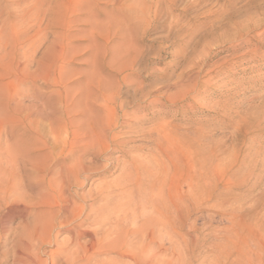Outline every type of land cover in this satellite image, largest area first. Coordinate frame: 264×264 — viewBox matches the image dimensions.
I'll return each instance as SVG.
<instances>
[{
  "label": "rangeland",
  "instance_id": "374dc122",
  "mask_svg": "<svg viewBox=\"0 0 264 264\" xmlns=\"http://www.w3.org/2000/svg\"><path fill=\"white\" fill-rule=\"evenodd\" d=\"M254 1L258 9L250 8ZM36 2L0 0V44H8L5 51L0 47L2 84L11 80L12 18L16 15L19 20L23 15L29 22L24 39H37L36 28H32ZM69 16L65 15V20L72 21L67 27L41 32L47 39L36 54L39 59L50 45L64 48L62 64L57 61L55 75H51L55 81L29 80L26 86H17V92L4 88L0 94V264H36L35 260L52 264L51 256L57 248H69L71 227L80 225L86 232L81 242L98 237L100 230L114 225L110 221L115 216H107L111 220L107 219L104 226H100L99 218L120 204L125 205L119 212V216L125 213L120 223L121 231L125 230L122 233L129 225L130 231L138 228V222L148 215V188L131 185L128 193L117 199L118 188L113 182L123 168L129 167L131 159L140 157L136 159L146 162L145 157L158 152L169 153V179L164 191L169 183V190L175 189L177 196L187 201L186 206L193 208L187 197L191 187L187 178L195 172L201 176L205 173L211 190L226 191L225 199L235 207L234 215L243 217L246 225L255 226L264 235V0H89L82 11L74 13L75 17ZM36 68L32 64L29 70L36 73ZM112 97L123 105L121 109L114 105L118 125L112 126L113 133L126 142L123 151L102 159L88 157L93 167L89 179H79L81 186L72 187L67 194L77 209L83 208V217L53 229L51 243L30 242V229L47 218V207L39 204L43 173L27 155L14 154L12 147L22 143L29 153L40 157L46 152L44 142H52L49 127L64 124L59 116L63 109L75 128L82 129L99 110L107 114L104 100ZM24 131L27 136L22 135ZM79 143L76 150L83 144ZM24 152L19 149L17 153ZM53 153L35 163L48 168L47 178L52 173L56 176L61 165L68 162L66 151ZM121 197L126 203L118 204ZM204 201L190 211L183 229L169 234V255L176 246L185 264H233L216 253L224 248L225 238L222 231L214 230L227 231L231 224L217 214L219 200ZM172 212L169 207V215ZM191 222L195 225L190 229ZM53 259L54 264H130L128 258L115 252L96 255L90 261L72 257L73 263L65 262L60 254Z\"/></svg>",
  "mask_w": 264,
  "mask_h": 264
},
{
  "label": "bare ground",
  "instance_id": "6f19581e",
  "mask_svg": "<svg viewBox=\"0 0 264 264\" xmlns=\"http://www.w3.org/2000/svg\"><path fill=\"white\" fill-rule=\"evenodd\" d=\"M36 1L37 2L34 5V13H35L34 15L36 16V20L34 21V23H32V26H33L32 28H36V30H34V31H35V36L38 35L37 39H34V38L31 39L30 37H29L30 38L29 40L24 39V38H26L27 33L29 31V29L27 27V24L29 22L25 21V18H23V15H22L21 19H19V20H17L16 15H14V17L12 18V22H11L12 25L10 28V31L12 32V37H11V42L9 44L10 56H11L9 75L11 77V80H10V82H7V84L6 83L2 84L1 83L2 82V78H1L2 76H0V94H1L2 90H4V88H7L9 91H16L17 92V89H18L17 86L18 87H19V85H22V86L25 85L26 86L27 81H29V80H31V81H51V79H52L55 81V78H53L51 75H55L54 72L56 70L57 61L59 62L60 60L64 59V48L62 46H59L58 48H57V46L51 47L52 45H50V46L46 47L45 51L42 52V54L40 53L41 56L38 59V57L36 56L37 50L39 49L41 43L47 39V38L45 39V37L43 36V34H41V32H43V30L51 29L55 26L58 27L60 25H62L63 27H67V25L70 24L72 21L65 20V15L69 14L70 15L69 18H70L72 15L74 16V13L76 14V13L82 11L83 8L86 7V5L89 3V0H54L53 2H50L49 0H47V1L46 0H36ZM251 4L252 5L250 8L258 9L257 7L259 6V4L257 1H254ZM261 6H262V4H261ZM249 10L250 9H248L247 12H249ZM84 12H86V11H84ZM81 14H82V12H81ZM245 14L246 15H244V16L248 15V13H245ZM237 16H238V14H237ZM75 19L76 18H73L70 20H75ZM74 22L75 21H73V23ZM17 23H19V26ZM20 26H22V28H23L22 30L17 29L18 27L20 28ZM55 41H56V39H55ZM57 43L59 45V42H57ZM7 46H8L7 42L4 45L0 44V47L1 48L3 47L4 51H5ZM19 50L23 51V53L21 52V54L20 53L18 54ZM60 63H61V61H60ZM32 64H35L37 67L36 73H31L29 70V67ZM58 67L59 66H57V69H58ZM7 73H8V71H7ZM58 82H59V80H58ZM57 84H58L57 86H59V83H57ZM52 86L55 87L54 84ZM58 88H59V90L61 89V87H58ZM105 95H107V94H105ZM22 97H23V95H22ZM98 97H101V96H98ZM18 98H19V96H18ZM92 100L94 101V99H92ZM100 100L98 99V101H100ZM73 101H74V99H73ZM93 101H91V102H93ZM104 101H105L104 110L107 112V114L102 115V113H103L102 110L101 111L99 110L100 113H96L93 117L90 116V118H89L90 120H88V126H85L82 129L75 128L73 122L69 121L70 119L66 118V116L68 114L67 110L63 109L61 111V114L59 113V116L61 115L64 118V124L62 126H59V128H57V127L54 128L53 126L49 127L48 130H49V134L51 135L50 137H52V140H51L52 142L49 144L47 140H46L47 142L43 141L44 144L42 147H44L46 152L40 157L38 155H32L33 153L32 154L29 153L28 151H30V150L27 151L26 145H24L22 143L16 144L17 143L16 142L15 146L12 147L13 150L15 149V152L14 151H11V152H14V154L20 155L22 157L27 155L28 160H30L32 162V165L37 167L36 170L38 172L43 173V176L41 179L42 181L40 184V191L42 194V198H41L39 204L47 207V213H46L47 216L45 215L47 218L45 221L37 222L33 226V228L30 229L29 234H28V240L30 242L33 243V241H37L40 243V245H42L44 243L45 244L51 243V231L53 229H55L56 227L62 228L65 226H69L68 225L69 223L72 224V222H74L76 219L83 217L82 216L83 208L81 207V208L77 209L75 207V204L71 201V199L67 196V194L69 191H71L72 187L78 188L81 186L82 183H79V179H83V181H87L89 179L88 173L90 170H92L93 167L91 166V164H89L90 162L88 160V157H90V160H92L93 158L94 159H102V157H104L107 154H110L113 152H122L123 151L126 142L124 139H120V137L118 135L113 133V129H112V126L118 125V122L116 120L117 118L115 117L116 110H115L114 105L117 104L120 109L123 107V105L119 100H118L119 102L117 103V100H115V97L108 98L107 100H104ZM73 104H75V103H73ZM92 106L95 107V105H92ZM111 106H113V107H111ZM86 108L89 109L88 107H86ZM116 109H118V108H116ZM123 110H124V108H123ZM88 113L89 112H87V115H88ZM84 117L82 115L81 118L83 119ZM84 119H86V118H84ZM72 120H74V119H72ZM124 122H126V121H124ZM128 123L127 124L124 123L122 125H126V126L128 125L129 126ZM133 123H135V122H133ZM130 124H131V122H130ZM12 127H14V126H12ZM136 129H138V128H136ZM141 131H140V133H142ZM24 132H25L24 134H22V133L21 134L22 135L26 134L25 136H27L26 131H24ZM21 134H20V136H21ZM126 134H128V133H126ZM142 136L144 137V134H142ZM152 137H153V135H152ZM153 138H155V137H153ZM81 139H82V142H80V143H83V141H85L83 139H86V142H84L82 144V146L79 150H76L77 148L75 149L74 147L76 145H78L79 140H81ZM159 139H161V138H159ZM129 140H130V138H129ZM141 140H142V138H141ZM29 141H31V140H29ZM23 142H24V140H23ZM41 142H42V140H41ZM155 142H156V140H155ZM159 142H161V140ZM80 143H79V145H80ZM161 145H159V147H158L159 150L162 149ZM155 146L157 147L158 144ZM19 149H21V150L24 149L25 152L18 154L17 152H19ZM10 150H11V147H10ZM147 150H148V148H147ZM54 151H58V153H60V154H63L66 151L67 152L66 153L67 154L66 160H68V162L63 163L61 165L56 176L52 177V175H53V173H52L51 176H49V178H47L48 168L45 165L44 166L36 165L35 163L41 158L50 157L51 154H54L53 153ZM40 152H39V154H40ZM136 158L140 159V157H136ZM136 158L131 159L130 165H128L129 167L127 169H124V168H123L124 170L122 169L121 173L119 174L118 178L116 179L117 182L116 181L113 182V183H116V187L118 189L115 187V189H117V191L116 190H113V191H116L117 195H115V196L118 197V195L122 196V195L128 193L127 191L129 190L131 185L136 187L137 189H140V188L145 187V186L148 188V190H149L148 194L151 197L150 205L147 209L148 215L142 217L143 219H141L140 222H138L139 227L136 229L134 228L130 231L129 230L130 225H129L128 231L122 233L125 230L121 231L120 223L122 222V219H123L122 216L124 217L125 213L121 214L120 215L121 217L119 216V214L121 212H123L121 210L122 209L121 206L124 204H120L119 208H117L118 205L116 206L115 204H113V206L114 207L116 206V207L113 208L112 210H110L109 213H106V214L104 213L102 219L99 218L100 219L99 224H100V226L101 225L104 226V224H107L106 223L107 219H110L108 217H110V216L114 217L115 216L114 219L112 218L114 223L110 221L111 225L112 224H114V225L110 226L108 229H104V231H101L99 229L100 235L98 237L90 238L88 241H85V242H81V239H82L83 235L85 236L86 232L84 230L80 229V225H75V226L72 225L73 227H71L69 229V232H73V236H72L71 240L70 241L68 240L69 241V248L68 247H67V249L64 247L57 248L55 253H53L51 256L50 261L52 264H54L53 256L54 257H55V255L59 256V254L65 258V262L71 261L73 263V260L71 259L72 257H73V259H74V257L75 258L77 257V258L83 259L85 261H90L96 255L109 253V252H115L123 258H128L130 260V262H129L130 264H185L184 258L182 257V255H183L182 251H181V249H179V247H176V246L173 247L171 250V253L169 255V234L175 233V229H177V228L183 229L185 227L186 220H188L187 218H189L190 211H192V210L195 211L196 209H198L203 202H206V201H204L206 199L219 200L220 201L219 204L217 203L219 211L217 210L218 212L217 211H214V212H217V214L221 217V219H224L226 222L229 223V225L231 224L230 229L227 227V229H228L227 231L226 230L223 231V230H220L218 228H214V230H216L217 232L222 231L224 233V238H225L223 241V247L224 248L221 249L220 252H216V253H219L220 256L226 258V260L230 259L231 262L230 261L229 262L233 263V264H264V235L262 233H260L259 231H257L255 229V226L246 225L242 219L243 217L241 218V217L234 215L235 214L234 213L235 207H234V209L231 208L233 206L232 205L230 207V204L232 202L229 203V200L228 201L226 200L228 198L225 199V197L228 196V195H226V191L225 192L219 191L220 193H218V192L215 193L216 190L214 188L211 190V188H209L206 185V181H205L206 178L203 176L205 173L202 175L204 178L199 174V172H195L194 175H191L190 177L187 178V180L190 181V183H191V187L189 188V193H188L187 197H189V200L191 202V206L195 207V208L194 207L190 208V207L186 206V204H185L187 201L183 202V200L177 196V192L175 189L169 190V183H168L166 191H164L165 189H163V186L165 187V184L167 183V181L169 179V170H170L169 164L170 163H169V153L168 152H163L162 154L158 152L157 155L150 153L149 156L145 157V158H147L146 162H144V161L142 162L141 160L136 159ZM142 159H143V157H142ZM196 163H198V162H196ZM116 166H117V164H116ZM172 169H173L174 173L178 172L176 167H174ZM195 170H198V168H195ZM182 173H183V171H182ZM187 174H189V173H187ZM174 175H176V174H174ZM208 175H210V174H207L206 176L208 177ZM211 178H213V177H211ZM207 182H209V181H207ZM212 184L214 185V180H213ZM184 185H185V183H184ZM111 189H112V187H111ZM213 190H215V191H213ZM111 191L109 189L108 192L110 193ZM113 194H115V193H113ZM100 196H102V195H100ZM109 196L111 197L113 195H109ZM128 196H129V194H128ZM112 198L113 197H111V199ZM122 198L123 197H121L120 199L123 200ZM111 199H110V201H111ZM117 199H119V197ZM112 200H114V199H112ZM121 200H120V202H118V204L119 203H126V202H124V200H123V202ZM126 200L129 201V198L128 199L126 198ZM108 201H109V199H108ZM141 201H142V199H141ZM112 202H114V201H112ZM148 203H149V201H148ZM137 204H138V202H137ZM126 206L128 207L129 205L126 204ZM215 206H216V203L213 207H215ZM169 207L173 208V212L171 215H169ZM103 208H104V206H103ZM145 208H147V207H145ZM125 209L127 210V208H124V210ZM104 210H105V208H104ZM104 210H102V211H104ZM98 211L100 212V210H98ZM147 211H146V214H147ZM116 213H118V214H116ZM236 213H238V212L236 211ZM101 214H103V212ZM169 217L171 218V221H170ZM172 217H174L177 221L173 222V220H175V219H172ZM216 217H217V215H216ZM41 218H42V216H41ZM136 220L133 222L136 223ZM192 223L193 222H191L189 224V225H191L190 229L192 228V225H195ZM188 229H189V227H188ZM87 233H88V231H87ZM30 259H32V258H30ZM35 263L36 264H42L37 260H35ZM94 263L95 264H102L101 262H94Z\"/></svg>",
  "mask_w": 264,
  "mask_h": 264
}]
</instances>
